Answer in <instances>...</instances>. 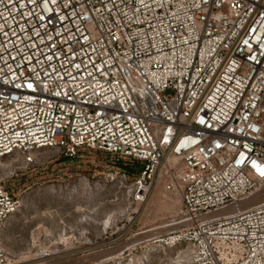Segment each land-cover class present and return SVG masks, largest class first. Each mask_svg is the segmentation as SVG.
<instances>
[{"label": "built area", "instance_id": "2783aa9c", "mask_svg": "<svg viewBox=\"0 0 264 264\" xmlns=\"http://www.w3.org/2000/svg\"><path fill=\"white\" fill-rule=\"evenodd\" d=\"M42 149L179 196L181 264H264V0H0V157Z\"/></svg>", "mask_w": 264, "mask_h": 264}, {"label": "rangeland", "instance_id": "374dc122", "mask_svg": "<svg viewBox=\"0 0 264 264\" xmlns=\"http://www.w3.org/2000/svg\"><path fill=\"white\" fill-rule=\"evenodd\" d=\"M123 162L88 150L68 159L42 149L32 165L22 154L0 157V179L18 204L2 234L6 264H181L186 247L169 239L180 230V197L159 185L132 203L129 185L110 173L131 171ZM258 195L252 205L264 201Z\"/></svg>", "mask_w": 264, "mask_h": 264}, {"label": "bare ground", "instance_id": "6f19581e", "mask_svg": "<svg viewBox=\"0 0 264 264\" xmlns=\"http://www.w3.org/2000/svg\"><path fill=\"white\" fill-rule=\"evenodd\" d=\"M157 187H158V186H154V187L152 188V190H151V192H150V195H149V198H150L151 194L154 192V190L157 189ZM261 190H264V186H263L262 188H259L257 193H259ZM257 193H256V194H257ZM259 195H260V194H259ZM259 195L256 196L255 198H254V196H253L252 198H254V199L250 198L248 201H245L243 205H244L245 207H248V206L252 205L253 202H254L255 200L257 201V199L259 198ZM149 198H148V200H149ZM148 200H147V201H148ZM147 201H146V202H147ZM144 203H145V202H144ZM169 225H170V224H169ZM166 226H167V225H166ZM170 226H171V225H170ZM44 252H45V251H44ZM52 252H53V251H52ZM41 253H43V251H42ZM41 253H40V254H41ZM45 255H46V254H43L41 257H44ZM47 256H48V255H47ZM47 256H46V257H47ZM37 257H38V256H37ZM178 258H179V260L181 259L180 256H178ZM39 259H40V258H39Z\"/></svg>", "mask_w": 264, "mask_h": 264}, {"label": "water", "instance_id": "95a60500", "mask_svg": "<svg viewBox=\"0 0 264 264\" xmlns=\"http://www.w3.org/2000/svg\"><path fill=\"white\" fill-rule=\"evenodd\" d=\"M134 168V170H136V171H138L139 170V168L138 167H133Z\"/></svg>", "mask_w": 264, "mask_h": 264}, {"label": "snow or ice", "instance_id": "6c2138e0", "mask_svg": "<svg viewBox=\"0 0 264 264\" xmlns=\"http://www.w3.org/2000/svg\"><path fill=\"white\" fill-rule=\"evenodd\" d=\"M29 87H31V85H29ZM261 175H264V172H262Z\"/></svg>", "mask_w": 264, "mask_h": 264}]
</instances>
